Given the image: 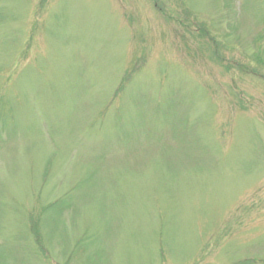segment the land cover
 <instances>
[{
	"label": "rangeland",
	"instance_id": "obj_1",
	"mask_svg": "<svg viewBox=\"0 0 264 264\" xmlns=\"http://www.w3.org/2000/svg\"><path fill=\"white\" fill-rule=\"evenodd\" d=\"M0 264H264V0H0Z\"/></svg>",
	"mask_w": 264,
	"mask_h": 264
}]
</instances>
